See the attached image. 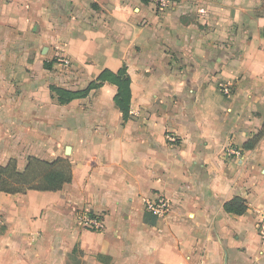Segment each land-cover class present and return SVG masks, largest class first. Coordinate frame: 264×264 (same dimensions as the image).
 Segmentation results:
<instances>
[{"label":"crops","instance_id":"obj_1","mask_svg":"<svg viewBox=\"0 0 264 264\" xmlns=\"http://www.w3.org/2000/svg\"><path fill=\"white\" fill-rule=\"evenodd\" d=\"M263 29V0H0V165L74 170L59 191L0 192V264H264V138L243 148L264 123ZM54 54L71 66L46 68ZM123 67L127 118L110 81L53 90ZM157 196L165 217L145 209Z\"/></svg>","mask_w":264,"mask_h":264},{"label":"trees","instance_id":"obj_2","mask_svg":"<svg viewBox=\"0 0 264 264\" xmlns=\"http://www.w3.org/2000/svg\"><path fill=\"white\" fill-rule=\"evenodd\" d=\"M262 37L264 38V29ZM52 63L53 61H45L44 66L50 69ZM106 81L117 85L116 104L122 110L124 118H127L130 111L131 89L130 78L125 67L117 72L105 69L96 81L91 82L83 90L67 91L56 86L53 90L58 94L59 101L64 103L74 98L87 96L92 89L100 87ZM262 138H264V123L261 129L244 143L243 148L246 150L255 148ZM73 179V164L68 157H58L53 161H48L31 156L24 170H19L17 160L13 158L7 164L0 165V192L9 194H21L29 190L59 191L66 184H70ZM229 208H236L240 212L244 209L240 200L230 204Z\"/></svg>","mask_w":264,"mask_h":264},{"label":"built area","instance_id":"obj_3","mask_svg":"<svg viewBox=\"0 0 264 264\" xmlns=\"http://www.w3.org/2000/svg\"><path fill=\"white\" fill-rule=\"evenodd\" d=\"M156 3L157 7L159 9H165L169 5V0H152ZM60 65L63 67H69L71 64V60L68 57H61L60 59ZM222 92L226 96L231 95V85L226 83L220 84ZM167 139L171 141H175V136L172 134H167ZM145 209L148 213L156 216V217H165L171 209V203L168 198L165 196H157V197H144L143 198ZM81 224L91 230H98L102 227L101 220L96 216L95 214H91L89 212L85 213L81 218ZM3 219L0 216V225H2ZM259 236L261 239L264 240V216L261 221L260 227H259Z\"/></svg>","mask_w":264,"mask_h":264},{"label":"rangeland","instance_id":"obj_4","mask_svg":"<svg viewBox=\"0 0 264 264\" xmlns=\"http://www.w3.org/2000/svg\"><path fill=\"white\" fill-rule=\"evenodd\" d=\"M61 57H66V56H63L61 54H54L52 56V58H51L53 63L55 64L54 66H55V71L56 72H61V71H64L65 69H67V67H63L62 65H60V60L59 59ZM69 66H71V64ZM220 89H221V86H220Z\"/></svg>","mask_w":264,"mask_h":264},{"label":"water","instance_id":"obj_5","mask_svg":"<svg viewBox=\"0 0 264 264\" xmlns=\"http://www.w3.org/2000/svg\"><path fill=\"white\" fill-rule=\"evenodd\" d=\"M70 150H71L70 147H68L67 150H66V153L70 154Z\"/></svg>","mask_w":264,"mask_h":264}]
</instances>
